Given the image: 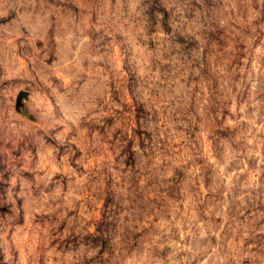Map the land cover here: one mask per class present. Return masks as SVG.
Here are the masks:
<instances>
[{
  "label": "rangeland",
  "instance_id": "374dc122",
  "mask_svg": "<svg viewBox=\"0 0 264 264\" xmlns=\"http://www.w3.org/2000/svg\"><path fill=\"white\" fill-rule=\"evenodd\" d=\"M0 264H264V0H0Z\"/></svg>",
  "mask_w": 264,
  "mask_h": 264
}]
</instances>
